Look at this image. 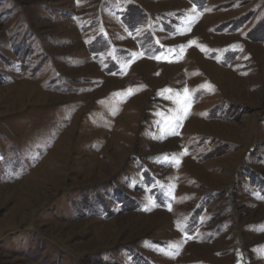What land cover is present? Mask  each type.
Segmentation results:
<instances>
[{
  "label": "rangeland",
  "instance_id": "rangeland-1",
  "mask_svg": "<svg viewBox=\"0 0 264 264\" xmlns=\"http://www.w3.org/2000/svg\"><path fill=\"white\" fill-rule=\"evenodd\" d=\"M0 264H264V0H0Z\"/></svg>",
  "mask_w": 264,
  "mask_h": 264
},
{
  "label": "snow or ice",
  "instance_id": "snow-or-ice-1",
  "mask_svg": "<svg viewBox=\"0 0 264 264\" xmlns=\"http://www.w3.org/2000/svg\"><path fill=\"white\" fill-rule=\"evenodd\" d=\"M78 2H79V0H78ZM193 11H195V9H193ZM188 30L189 31L191 30V21L189 22V28H188ZM193 44H197V42L196 41H189V43H188L187 46H183L181 48V55L185 51V48L186 47H190ZM197 46L200 47L201 50H205L206 49V46H202V45H198V44H197ZM155 58L156 59H160V57H155ZM141 87H143V86H141ZM132 94H134V90L130 88V89L126 90L125 93H119L117 95H132ZM160 94H162V95L167 94L165 96V98H167V99H173L174 102L178 106L177 109H176V113L177 114L174 115L173 117H171L169 122L183 119L188 114V111H189L190 106H191V103H190V101H191V93H190V90L187 87H185L183 89V92L182 93L176 92L173 89L165 88V89H162L161 90V93Z\"/></svg>",
  "mask_w": 264,
  "mask_h": 264
},
{
  "label": "bare ground",
  "instance_id": "bare-ground-1",
  "mask_svg": "<svg viewBox=\"0 0 264 264\" xmlns=\"http://www.w3.org/2000/svg\"><path fill=\"white\" fill-rule=\"evenodd\" d=\"M209 38V37H208ZM224 41V40H223ZM228 44V43H227ZM222 49V48H221ZM221 51V50H220ZM255 53V52H254ZM199 68V67H198ZM201 71V70H200ZM166 80V79H165ZM217 89V88H216ZM145 104V103H144Z\"/></svg>",
  "mask_w": 264,
  "mask_h": 264
}]
</instances>
